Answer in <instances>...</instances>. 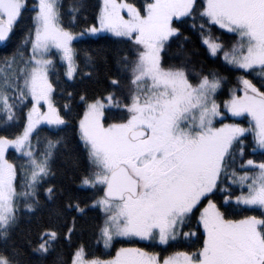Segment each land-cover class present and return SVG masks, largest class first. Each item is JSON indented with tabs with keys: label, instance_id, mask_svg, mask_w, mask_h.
<instances>
[{
	"label": "snow or ice",
	"instance_id": "snow-or-ice-1",
	"mask_svg": "<svg viewBox=\"0 0 264 264\" xmlns=\"http://www.w3.org/2000/svg\"><path fill=\"white\" fill-rule=\"evenodd\" d=\"M69 11L66 21L63 0H0V42L10 41L28 17L24 35L0 57V264H25L7 241L21 208L41 207L40 188L55 174L56 151L68 147L60 133L73 121L80 187L94 195L83 204L70 197L57 210L59 217L71 214L64 218L66 240L78 232L77 217L95 209L103 213L97 243L105 248L118 238L199 243L167 256L120 247L110 259L79 244L71 264H264V0H102L82 30L74 27L79 5ZM185 26L231 81L216 68L197 70ZM100 33L130 45L118 61L128 87L118 94L121 80L110 79L106 95L67 92L79 102L73 116L72 103L56 100L58 67L65 66L68 80L91 78L80 69L75 42ZM173 45L179 62H170ZM113 109L123 115L113 119ZM42 125L51 129L44 148ZM220 191L225 196L217 203ZM44 193L52 201L59 190L47 184ZM233 208L259 214L234 215ZM60 238V225L50 223L27 242L44 257Z\"/></svg>",
	"mask_w": 264,
	"mask_h": 264
},
{
	"label": "trees",
	"instance_id": "trees-1",
	"mask_svg": "<svg viewBox=\"0 0 264 264\" xmlns=\"http://www.w3.org/2000/svg\"><path fill=\"white\" fill-rule=\"evenodd\" d=\"M130 2L139 4L141 0H130ZM100 3L101 0H63L65 19L69 21L71 17L70 8L74 4L79 5V12L76 15L74 27L76 30H82L89 23L93 22V17L97 12V5ZM27 24L28 17L25 16L24 25L21 29L10 41L0 47V57L7 55L14 49L17 41L24 35V27H26ZM185 34L191 37V43L186 47L198 53L192 57V62L196 65L197 70H199V66L204 65L209 68H216L224 75L229 76L230 81L233 79L220 62H214V58L208 56L205 48L200 43L199 36L195 32L185 26ZM215 35L220 36L225 42L232 40L231 34H224L222 31H215ZM75 46L80 50V69L91 71L92 76L91 78H85L83 81L79 79L75 81L68 80L64 74L66 71L65 66L61 63L58 67L59 88L56 100L58 104L72 103L74 109L73 116L80 111L78 107L79 102L75 95L69 98L66 95L67 92L79 94L81 91L86 90L90 95L100 93L106 95L107 91L113 90L110 79L121 80V88L117 90L118 94L126 92L128 87V76L122 72L118 61L123 55L128 54L130 48V45L124 43L120 38L107 35L82 38L80 41L75 42ZM176 51V46L173 45L168 54L170 58H173L170 59V62H179L180 58L174 56ZM85 52L93 58L91 62L84 56ZM3 71L4 70L0 68V73ZM0 83H2V79H0ZM232 86L231 83L227 85V87ZM109 115L113 119H119L123 113L113 109ZM3 120L4 116L0 113V125H2ZM41 129L38 137L39 147L44 148L46 147L45 138L51 135V129L47 126H41ZM2 130V126H0V131ZM60 135L67 139L68 147L65 148L61 145L56 151L52 165L55 174L49 177L40 188L39 196L41 207L35 213H30L25 208H21L18 226L13 230L11 238L7 241L9 247L15 246L23 252L24 255L21 259L25 264H71L73 253L79 244H84L91 252L100 256L102 259L114 257L116 251H118L120 247H141L146 251L159 252L161 256H167L175 251L194 250L198 246L199 241L196 238L183 240L170 247L153 242H129L124 239H118L114 241L111 248L107 249L101 244V240L97 243V240L100 239L98 229L103 221V213L95 209L89 210L86 216L77 217L78 232L72 236L70 242L66 240L63 233L68 225L64 223V218L71 214L65 213V217H59L56 215L57 210H63L65 201L70 197L79 200L82 204L90 202L94 193L91 190L80 187V171L74 165L73 157L76 152L77 136L75 121H73L72 127H68L64 132L60 133ZM248 151L250 152V149H248ZM9 155L16 158L17 154H15L13 150H10ZM227 183L226 181L225 184ZM47 184L55 185L59 190L58 196L52 201H49L44 193V187L47 186ZM233 191H235L234 186ZM224 196V191L218 192L215 196L217 203H221ZM231 211L234 215L259 214V210L244 212L241 209L233 208ZM50 223L60 225L61 238L53 245V250L46 256H37L31 252L27 241L29 239L35 241L39 229L48 226ZM193 231H195L194 223ZM4 246L5 242L0 240V247Z\"/></svg>",
	"mask_w": 264,
	"mask_h": 264
},
{
	"label": "rangeland",
	"instance_id": "rangeland-1",
	"mask_svg": "<svg viewBox=\"0 0 264 264\" xmlns=\"http://www.w3.org/2000/svg\"><path fill=\"white\" fill-rule=\"evenodd\" d=\"M101 3H102V0H101ZM104 36V35H107V36H111V37H115V36H113L111 33H100V34H98V35H95V36H85L84 38H86V37H99V36ZM115 38H117V37H115ZM43 126V125H42ZM118 239H123V238H118ZM118 239H116V240H118ZM115 241V240H114ZM114 241L112 242V245H113V243H114ZM141 242H149V241H141ZM101 244L103 245V241L101 240ZM112 245H111V247H112ZM104 246V245H103ZM111 247H108V248H111ZM107 248V249H108ZM113 258V257H112Z\"/></svg>",
	"mask_w": 264,
	"mask_h": 264
},
{
	"label": "water",
	"instance_id": "water-1",
	"mask_svg": "<svg viewBox=\"0 0 264 264\" xmlns=\"http://www.w3.org/2000/svg\"><path fill=\"white\" fill-rule=\"evenodd\" d=\"M7 42H0V47L4 46Z\"/></svg>",
	"mask_w": 264,
	"mask_h": 264
}]
</instances>
